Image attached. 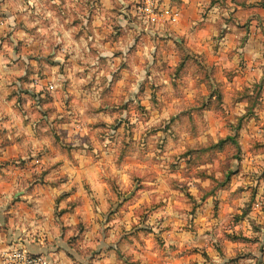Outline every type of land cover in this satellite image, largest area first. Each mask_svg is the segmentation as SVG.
<instances>
[{
  "label": "clouds",
  "instance_id": "9594fccd",
  "mask_svg": "<svg viewBox=\"0 0 264 264\" xmlns=\"http://www.w3.org/2000/svg\"><path fill=\"white\" fill-rule=\"evenodd\" d=\"M0 264H264V0H0Z\"/></svg>",
  "mask_w": 264,
  "mask_h": 264
}]
</instances>
